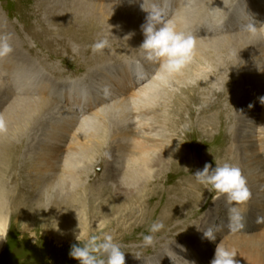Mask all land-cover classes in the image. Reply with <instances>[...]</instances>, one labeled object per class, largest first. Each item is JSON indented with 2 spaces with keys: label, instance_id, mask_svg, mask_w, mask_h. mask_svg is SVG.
I'll use <instances>...</instances> for the list:
<instances>
[{
  "label": "bare ground",
  "instance_id": "obj_1",
  "mask_svg": "<svg viewBox=\"0 0 264 264\" xmlns=\"http://www.w3.org/2000/svg\"><path fill=\"white\" fill-rule=\"evenodd\" d=\"M184 8L180 0H168L167 18L175 20L179 29L191 35L220 30L214 19L205 16V10L196 14L194 24L188 22L185 18L188 11ZM259 8L255 3L252 5L253 20L245 23L238 21L242 15L238 13L234 24L243 28L257 25L264 13ZM139 15L146 18L147 13L139 11ZM250 36L261 39L264 35L251 31L245 39ZM194 40L193 57L201 58L202 46L207 42ZM134 66L130 65L126 70L127 75L135 77L131 82L132 91L127 96L122 88L113 84L114 72L105 70L102 79L97 77L90 81L87 87L90 91L79 87L80 83H74L55 96V103L33 96L43 91V87L34 84L31 78L9 72V66L1 67L2 101L12 95L24 94L25 97H16L20 103L39 101L46 103V110H49L38 118L42 124L39 127L41 133L38 134V128L33 131L38 143L34 144L36 148L31 159L24 157L15 137L0 140V232L11 228L18 241L44 238L62 243L75 240L77 236L87 240L92 236L102 239L112 235L122 250L130 251V244L142 243L138 241L139 231L143 240V235L150 234L148 230L154 222L164 225L154 234V245L164 239H176L182 223L187 231L192 228L195 218L192 209L199 185L194 176L197 136L201 133L206 142L219 143L224 138L222 130L223 120L228 116L227 106L219 99L204 102L205 109L198 123L192 115L199 98L192 91L193 87L184 83L192 71L190 63L167 85H161L155 79L159 71L156 64L152 63L149 69ZM90 99L92 105L99 107L95 113L86 114ZM62 100L69 106L62 105ZM246 111L250 128L243 129L238 137L243 154H255L264 168V105L261 101L249 102ZM184 113L189 116V127L185 137L180 138L177 129ZM8 115L5 109L0 118L7 120ZM96 120L93 132L86 135L90 123ZM83 137L88 139L82 142ZM69 144L77 150L57 153L61 146ZM111 148L115 150L113 166L107 162ZM99 161L101 176L95 174V177L105 176L111 180L88 186L90 191L85 197L84 187H71V181L82 177ZM113 182L118 185L115 193L109 187H113ZM260 187V201L264 204V183ZM35 195L39 199L34 203ZM3 241L0 240V248ZM240 246L243 248L242 259L251 264H264V251L254 244ZM173 262L191 264L181 260Z\"/></svg>",
  "mask_w": 264,
  "mask_h": 264
},
{
  "label": "rangeland",
  "instance_id": "obj_2",
  "mask_svg": "<svg viewBox=\"0 0 264 264\" xmlns=\"http://www.w3.org/2000/svg\"><path fill=\"white\" fill-rule=\"evenodd\" d=\"M180 1L188 11V16L185 17L188 22L194 24L196 14L205 10V16L214 19L220 28L217 33L192 34L194 39H204L206 41L203 42H207L202 46L201 58L193 57L190 62L192 71L184 80L187 86L193 87L192 91L199 98V102L193 106L195 114L192 116L199 123L202 117L200 115L205 109L204 102L215 99L227 106L228 113L223 120L224 138H220L219 143L209 140L206 142V137L198 133L195 148L196 171L202 169L205 162H211L213 166L229 162L241 169L252 195L246 204L239 206L244 211L245 227L236 233L229 232L225 227L211 241L204 237V230L226 225L231 205L226 203V197L216 198L214 193H209L199 183L196 203L192 209L195 216L192 228L187 231L182 223L176 239H164L157 245L153 243L145 247L143 243L130 244V251L123 249L126 252L125 264H174L173 260L210 264L219 243L237 251L235 259L238 264H251L242 259L243 248L240 245L254 244L264 251V221L257 222L258 216H264V204L260 201L264 168L259 165L255 154H243L238 137L243 129L250 128L251 121L246 111L249 102L254 104L261 101V105H264V36L261 39L251 36L245 39L251 31L264 35V13L260 22L251 26L252 28L238 27L234 23L238 13L242 14L238 19L240 23L253 20L252 5L255 3L260 7L259 10L264 11V0ZM157 2L161 3V0ZM142 3L143 0H0V35H9L13 48L12 53L0 58V68L9 66V72L31 78L34 84L43 87V91L33 96L52 100L53 103L57 101L55 96L61 90L74 83H80L79 87L90 91L91 89H87L90 81L97 77L100 79L105 70L114 72L113 84L122 88L124 96H127L132 91L131 82L135 78L126 74L130 65L145 69L152 65L144 60L138 49L144 39L141 25L145 18L139 15V11L143 12ZM187 29L189 28L185 30ZM102 39L108 40L107 47L101 52H93L91 46ZM174 79L173 77L172 80ZM3 81L1 77L0 82ZM1 93L2 91L0 117L5 109L9 115L7 120L6 117L3 118L6 131H0V140L15 137L24 157L31 159L36 148L34 144L38 143V138L33 137V131L42 126L38 118L49 109L46 110V103L40 104L39 101L20 103L16 97H25L24 94L12 95L2 101ZM91 102L92 99L88 100L91 105L89 104L86 114L95 113L99 107ZM61 104L69 106L64 100ZM188 118L184 113L177 129L180 138L186 135ZM96 123L97 120L90 123L86 135L93 132ZM37 131L39 134L42 130ZM87 139L83 137L81 141L85 142ZM67 150L75 152L77 149L69 144L61 146L57 153ZM108 150L107 162L111 165L115 150ZM101 171L99 161L94 168L90 167V171L84 172L82 177L71 181L70 186L84 187L87 197L90 191L88 186L94 187L95 182L111 180L105 176L99 178ZM95 174L99 177H95ZM116 185L113 182V187L109 186L114 193L118 190ZM32 199L35 203L39 197L35 195ZM7 231V238L0 248V264H79L78 260L69 255L72 245L79 243L77 239L66 243L44 238L18 241L16 236L13 237L11 228ZM140 234L142 233L139 231L138 241L142 242Z\"/></svg>",
  "mask_w": 264,
  "mask_h": 264
},
{
  "label": "clouds",
  "instance_id": "obj_3",
  "mask_svg": "<svg viewBox=\"0 0 264 264\" xmlns=\"http://www.w3.org/2000/svg\"><path fill=\"white\" fill-rule=\"evenodd\" d=\"M167 5L168 0H163V6L157 0H143L141 4V9L147 15L141 25L144 39L138 49L141 50L144 60L158 65L159 71L155 79L161 85L169 84L192 61L195 47L194 37L179 29L175 20L167 18ZM9 41V35H0V58L12 53L13 48ZM107 45V39L99 40L91 46L92 51L101 52ZM104 90L107 92V86ZM0 131H6L3 118H0ZM194 176L209 193H214L216 198L226 197V203L231 205L226 225L207 228L204 230V237L214 241L216 233L225 227L231 233L243 229L245 216L239 206L246 204L252 194L241 169L229 162L215 166L211 162H205L203 168L198 169ZM262 221L264 216H258L257 222ZM163 228L162 222H154L148 230L150 234L143 235V246H151L154 234ZM7 233L8 231L0 232V240H5ZM77 240L79 243L72 245L69 255L78 260L79 264H125L126 252L115 242L112 235H106L102 239L92 236L87 240H81L77 236ZM236 255L235 249L219 243L210 264H238Z\"/></svg>",
  "mask_w": 264,
  "mask_h": 264
}]
</instances>
